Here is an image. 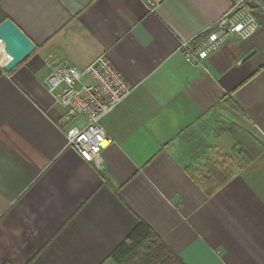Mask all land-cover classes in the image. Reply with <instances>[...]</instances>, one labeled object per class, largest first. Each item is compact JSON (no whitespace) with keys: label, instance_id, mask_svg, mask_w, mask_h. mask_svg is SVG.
Returning a JSON list of instances; mask_svg holds the SVG:
<instances>
[{"label":"crops","instance_id":"obj_1","mask_svg":"<svg viewBox=\"0 0 264 264\" xmlns=\"http://www.w3.org/2000/svg\"><path fill=\"white\" fill-rule=\"evenodd\" d=\"M233 2L0 0L36 46L9 73L0 57V264H117L139 221L185 264H264V0L246 2L249 37L196 65L179 50ZM101 53L132 90L87 162L57 125L46 61Z\"/></svg>","mask_w":264,"mask_h":264},{"label":"built area","instance_id":"obj_2","mask_svg":"<svg viewBox=\"0 0 264 264\" xmlns=\"http://www.w3.org/2000/svg\"><path fill=\"white\" fill-rule=\"evenodd\" d=\"M145 1L150 8H154L161 0ZM246 2L234 0L231 8L211 25L195 45L190 46V40L183 41L179 50L185 60L192 65L199 64L227 38L245 39L253 34L257 22ZM46 65L48 73L44 86L53 105L60 111L57 125L63 129L67 145L83 160L92 162L112 142L99 124L101 115L121 103L132 87L104 53L82 69L57 61L54 57H50Z\"/></svg>","mask_w":264,"mask_h":264},{"label":"trees","instance_id":"obj_3","mask_svg":"<svg viewBox=\"0 0 264 264\" xmlns=\"http://www.w3.org/2000/svg\"><path fill=\"white\" fill-rule=\"evenodd\" d=\"M227 129L231 131L234 127ZM262 149L263 145L259 143L258 150ZM216 186L203 187L212 192ZM111 259L117 264H185L143 221H139L113 250Z\"/></svg>","mask_w":264,"mask_h":264},{"label":"water","instance_id":"obj_4","mask_svg":"<svg viewBox=\"0 0 264 264\" xmlns=\"http://www.w3.org/2000/svg\"><path fill=\"white\" fill-rule=\"evenodd\" d=\"M0 42L9 59L2 65V70L9 73L35 50L33 41L11 20L0 22Z\"/></svg>","mask_w":264,"mask_h":264},{"label":"rangeland","instance_id":"obj_5","mask_svg":"<svg viewBox=\"0 0 264 264\" xmlns=\"http://www.w3.org/2000/svg\"><path fill=\"white\" fill-rule=\"evenodd\" d=\"M3 55H6L2 49V44L0 42V57H2ZM8 57V56H7Z\"/></svg>","mask_w":264,"mask_h":264}]
</instances>
